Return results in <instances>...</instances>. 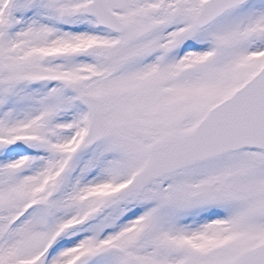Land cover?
<instances>
[{
  "label": "snow or ice",
  "instance_id": "6c2138e0",
  "mask_svg": "<svg viewBox=\"0 0 264 264\" xmlns=\"http://www.w3.org/2000/svg\"><path fill=\"white\" fill-rule=\"evenodd\" d=\"M0 264H264V0H0Z\"/></svg>",
  "mask_w": 264,
  "mask_h": 264
}]
</instances>
